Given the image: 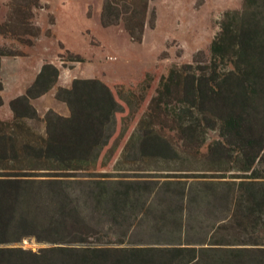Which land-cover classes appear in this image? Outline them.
<instances>
[{"label": "trees", "instance_id": "16d2710c", "mask_svg": "<svg viewBox=\"0 0 264 264\" xmlns=\"http://www.w3.org/2000/svg\"><path fill=\"white\" fill-rule=\"evenodd\" d=\"M151 1L103 0L101 22L141 42ZM9 5L0 34L31 45L39 0ZM21 54L0 44V72ZM58 78L45 62L0 118V264H264V0L226 11L208 54L172 65L133 124L112 83ZM52 88L68 114L32 103Z\"/></svg>", "mask_w": 264, "mask_h": 264}, {"label": "rangeland", "instance_id": "374dc122", "mask_svg": "<svg viewBox=\"0 0 264 264\" xmlns=\"http://www.w3.org/2000/svg\"><path fill=\"white\" fill-rule=\"evenodd\" d=\"M9 4L10 0H0V22L5 20ZM102 4L103 0H39V6L32 10V22L40 27V34L32 37L31 45L11 34H0V44L22 51L21 55L2 57L0 94L4 104L0 118L11 117L10 99L32 82L45 62H52L59 69L57 85H68L76 77L109 80L123 94L121 99L132 101V112L124 114V122L133 124L147 109L150 96L170 67L193 62L200 50L208 54L224 13L244 8V0H152L149 7L156 10L155 26H147L142 41L135 42L122 22L102 24ZM67 51L83 60H69ZM47 99L34 100L41 116L48 104L51 106ZM26 121L34 130L45 132L42 120ZM215 138L217 133L210 131L202 150ZM145 165L154 169L167 164ZM21 245L37 249L44 244L28 237Z\"/></svg>", "mask_w": 264, "mask_h": 264}, {"label": "crops", "instance_id": "0c3cea01", "mask_svg": "<svg viewBox=\"0 0 264 264\" xmlns=\"http://www.w3.org/2000/svg\"><path fill=\"white\" fill-rule=\"evenodd\" d=\"M102 80L110 83L109 80H105V79H102ZM25 89H26V86L24 88H21V91L19 92V94L20 93H23L25 91ZM54 94H55V88H52L51 90H49L48 92H46L44 95H42L39 98H36L34 100L35 101L37 100L38 102H41V101L45 100L46 98H48L47 100L48 101L49 100L52 101V103H51V106H49V104L47 103L48 104L47 108H50L51 107V108H54L55 110H57L58 112H60L62 114H65V115L68 114V107H67V105L64 102H61L59 100H57V101L60 102V103H57L56 98H54L55 97ZM34 100H32V103L35 105ZM35 107H36V105H35ZM37 109H38V106H37Z\"/></svg>", "mask_w": 264, "mask_h": 264}]
</instances>
